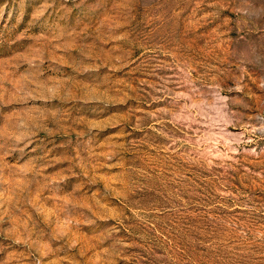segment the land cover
Segmentation results:
<instances>
[{
	"label": "rangeland",
	"instance_id": "1",
	"mask_svg": "<svg viewBox=\"0 0 264 264\" xmlns=\"http://www.w3.org/2000/svg\"><path fill=\"white\" fill-rule=\"evenodd\" d=\"M0 264H264V0H0Z\"/></svg>",
	"mask_w": 264,
	"mask_h": 264
}]
</instances>
